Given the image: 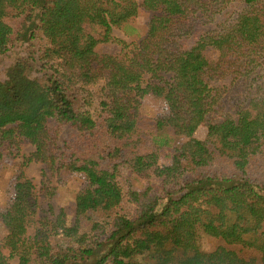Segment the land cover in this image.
Returning <instances> with one entry per match:
<instances>
[{
	"label": "trees",
	"instance_id": "obj_1",
	"mask_svg": "<svg viewBox=\"0 0 264 264\" xmlns=\"http://www.w3.org/2000/svg\"><path fill=\"white\" fill-rule=\"evenodd\" d=\"M141 8L146 34L114 57L93 46L114 39L117 0H0V164L30 143L43 166L0 213V264H264V0ZM149 95L175 110L147 114ZM199 126L201 151L176 147ZM72 178L86 195L60 207ZM199 226L232 251H202Z\"/></svg>",
	"mask_w": 264,
	"mask_h": 264
},
{
	"label": "rangeland",
	"instance_id": "obj_2",
	"mask_svg": "<svg viewBox=\"0 0 264 264\" xmlns=\"http://www.w3.org/2000/svg\"><path fill=\"white\" fill-rule=\"evenodd\" d=\"M117 2L118 17L114 26V39L111 43L95 44L93 46L97 53L109 54L114 57L123 55L129 42L146 34L150 18L149 14L141 8L142 0H117ZM3 72V70L0 71V77L3 76ZM166 78H168V75H166ZM102 95V84L88 87L85 91V96L93 103L95 102V105L98 104ZM142 102L144 111L153 117H165L175 110L174 104L170 101L158 100L151 95L146 96ZM92 110L97 111V107L93 106ZM168 132L173 134V128H168ZM206 134V128L199 126L192 136L177 138L176 147L201 151ZM34 152L35 148L30 143H22L19 148L9 149L4 154L3 162L0 164V213L8 212L13 206L14 186L21 172L29 177L37 188L41 186L43 166L40 163L30 161ZM167 163L168 160H162L159 166H165ZM156 170L157 168L139 171L135 189L141 190L146 182L156 177ZM85 195L86 188L82 180L72 178L59 184L56 202L60 207L80 205ZM9 235L10 230L0 220V245L4 243ZM198 245L204 252L232 251L231 247L221 240L206 235L200 226L198 227ZM6 254L9 255V252ZM10 264H19L18 258L10 260Z\"/></svg>",
	"mask_w": 264,
	"mask_h": 264
}]
</instances>
